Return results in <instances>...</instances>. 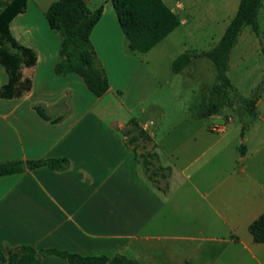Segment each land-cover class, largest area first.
Returning a JSON list of instances; mask_svg holds the SVG:
<instances>
[{
  "label": "crops",
  "instance_id": "crops-1",
  "mask_svg": "<svg viewBox=\"0 0 264 264\" xmlns=\"http://www.w3.org/2000/svg\"><path fill=\"white\" fill-rule=\"evenodd\" d=\"M55 1L28 0L10 24L13 38L37 62L22 69L32 81L26 96H0V163L66 158L69 167L0 177V248L123 256L137 264H264V244L249 232L264 214V6L260 37L244 27L227 70L235 100H255L254 114L245 111L240 120V155L230 171L215 174L197 166L222 141L214 134L228 135L235 124L237 117L227 109L151 128L149 112L162 109L153 99L171 80L161 79V67L151 64L149 54L168 37L146 54H130L110 0H87L90 10L103 9L90 36L109 80L108 92L98 98L79 75L55 74L61 41L46 19ZM168 6L180 19L176 30L189 24L194 3L175 0ZM184 53L193 58L183 71L201 58L211 62ZM8 80L0 65V91ZM232 115L222 133L214 131ZM132 120L149 135L151 148L127 142ZM149 152L155 155L151 168L163 170L161 182L151 180L137 161L136 154ZM39 258L41 264H70L56 256Z\"/></svg>",
  "mask_w": 264,
  "mask_h": 264
},
{
  "label": "trees",
  "instance_id": "trees-1",
  "mask_svg": "<svg viewBox=\"0 0 264 264\" xmlns=\"http://www.w3.org/2000/svg\"><path fill=\"white\" fill-rule=\"evenodd\" d=\"M28 0H0V65L9 76L8 83L1 89L0 96L7 99H20L26 96L32 87L30 78H24L23 68H33L36 65L35 53L24 47L13 38L10 31L11 22L25 12ZM119 20L120 27L127 40V52L146 54L172 34L181 24L178 16L163 0H110ZM264 6V0H240L238 11L228 25L219 43L211 50L200 54L213 63L217 84L200 111L201 118L217 114L220 109L231 104L234 89L227 75L230 55L237 38L245 26L251 27L257 37H260L258 14ZM102 7L95 11L89 9L87 0H56L46 12L49 27L60 38V58L55 65L57 76L70 73L79 75L87 88L96 97H103L109 90V80L104 67L99 61L90 36L101 19ZM9 44L15 53L8 50ZM193 55L183 53L172 64V70L180 73L192 62ZM254 102L255 100H251ZM253 103V104H254ZM139 132L132 137L138 142L139 137L146 141L151 138L137 122L131 121ZM139 161L149 172L153 153L136 154ZM47 167L54 171H64L69 167L66 158H50L38 161H7L0 163V177L22 173L25 169L35 170ZM153 180L151 177H149ZM249 232L256 243L264 244V214L254 221ZM56 256L66 259L70 264H137L136 261L123 256L112 260L105 256H80L77 254L48 249L36 251L28 246H20L5 252L0 248V262L6 264H41L37 257Z\"/></svg>",
  "mask_w": 264,
  "mask_h": 264
},
{
  "label": "rangeland",
  "instance_id": "rangeland-1",
  "mask_svg": "<svg viewBox=\"0 0 264 264\" xmlns=\"http://www.w3.org/2000/svg\"><path fill=\"white\" fill-rule=\"evenodd\" d=\"M164 1L168 5H172L175 0ZM179 1L187 3L189 6H192V3L195 5L188 11L189 24L170 34L154 54H149L151 64L157 62L158 64H156L161 67L159 71L161 79L171 80V84L158 92L153 99L161 104L162 109H152L149 112L155 122L151 128L181 125L184 124L182 122L184 117L190 118L195 113L196 116H199L202 106H204L218 82L213 64L200 57L201 59H199L197 65L192 66L194 68H188L182 73H175L172 70V64L175 58L186 51L202 54L219 43L229 23L235 17L240 3V0ZM248 29L250 30L251 27L245 26L244 30ZM6 47L9 51L15 53L9 44H6ZM150 66L154 71V67ZM243 88H246L245 85ZM253 103L233 100L231 104H226L221 108L227 109L237 119H235L233 126L228 127V135L214 134L215 140H218L219 137H223V139L197 166L199 168L203 167L202 173L225 174L230 171L231 164L240 155L237 149L241 142L240 120L245 111L251 115L254 114L255 103ZM235 106L237 108H234ZM233 115L226 117L223 122L214 125V127L227 126L232 122ZM127 126H129L125 130L127 142L132 146L137 145V142L132 141V137L139 136L138 130L134 128L133 123H129ZM138 142L145 143L151 148L149 142L142 137H139ZM213 155H216L215 158H212ZM147 176L155 182H161L164 173L162 169L150 167Z\"/></svg>",
  "mask_w": 264,
  "mask_h": 264
},
{
  "label": "built area",
  "instance_id": "built-area-1",
  "mask_svg": "<svg viewBox=\"0 0 264 264\" xmlns=\"http://www.w3.org/2000/svg\"><path fill=\"white\" fill-rule=\"evenodd\" d=\"M214 131L217 133H222L224 131V128L216 126L214 127Z\"/></svg>",
  "mask_w": 264,
  "mask_h": 264
},
{
  "label": "water",
  "instance_id": "water-1",
  "mask_svg": "<svg viewBox=\"0 0 264 264\" xmlns=\"http://www.w3.org/2000/svg\"><path fill=\"white\" fill-rule=\"evenodd\" d=\"M37 259H39V257H37ZM107 264H112V263L109 262V263H107Z\"/></svg>",
  "mask_w": 264,
  "mask_h": 264
}]
</instances>
